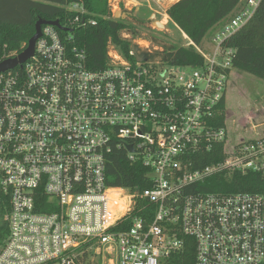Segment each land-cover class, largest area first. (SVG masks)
I'll return each mask as SVG.
<instances>
[{
    "label": "built area",
    "instance_id": "2783aa9c",
    "mask_svg": "<svg viewBox=\"0 0 264 264\" xmlns=\"http://www.w3.org/2000/svg\"><path fill=\"white\" fill-rule=\"evenodd\" d=\"M260 1L240 0L208 52L182 33L200 65L147 61L142 52L158 48L148 44L138 46L141 60L131 48V61L108 41L105 66L91 69L70 35L41 26L32 56L0 71V194L8 201L0 264H164L186 241L194 264L264 263L262 196L199 190L215 174L264 178V135L229 142L215 124L234 55L225 42ZM108 4L114 19L113 8L139 7ZM66 8L78 12L74 22L86 13L80 3ZM218 145L219 160L196 166ZM113 148L141 162L148 187L129 193L107 183ZM136 197L152 211L132 217Z\"/></svg>",
    "mask_w": 264,
    "mask_h": 264
},
{
    "label": "trees",
    "instance_id": "16d2710c",
    "mask_svg": "<svg viewBox=\"0 0 264 264\" xmlns=\"http://www.w3.org/2000/svg\"><path fill=\"white\" fill-rule=\"evenodd\" d=\"M80 3L86 13L74 22L78 12L66 8L70 3ZM240 0H175L166 8L171 22L192 42L200 45L208 31L217 24H222L235 13ZM39 18L58 20L61 26L71 29V33L61 31V36L70 35L69 45L81 49L86 56V65L99 69L106 64V45L110 41L119 53L134 61L129 54L131 38H122L120 31L130 23L111 15L108 0H0V61L14 57L27 45L35 32V23ZM83 22L81 23V21ZM136 23L142 21L135 19ZM159 40L157 49L143 51L147 61H160L181 65H200L202 57L191 46L166 44ZM225 46L234 50L230 76L238 70L264 80V0H261L251 19L225 42ZM221 113L215 124L225 125V97L218 104ZM218 145L215 153H203L196 166L211 164L220 159ZM192 158H195L193 156ZM147 169L139 161H129L124 149L113 148L106 156V181L120 186L129 193H138L148 187L144 177ZM204 192L252 193L259 194L264 202V178L259 173H234L231 176L215 174L200 183ZM131 216H141L152 211V205L144 198L136 197ZM8 209L6 196L0 194V246L6 237L7 227L3 215ZM147 210V211H145ZM130 222V220H127ZM190 240V238L188 239ZM164 264H194V252L189 244L180 252L171 253ZM264 264V263H263Z\"/></svg>",
    "mask_w": 264,
    "mask_h": 264
},
{
    "label": "rangeland",
    "instance_id": "374dc122",
    "mask_svg": "<svg viewBox=\"0 0 264 264\" xmlns=\"http://www.w3.org/2000/svg\"><path fill=\"white\" fill-rule=\"evenodd\" d=\"M128 1L135 5L138 2L139 7H132L124 13L122 12L124 7H118L121 14L116 13L117 9L113 8V11L116 18L125 19L130 23L131 48H136L138 56L140 52L139 45L145 46L148 44L150 47H157L156 43L159 44V40H152V38H158L166 44L183 45L186 42L179 29L165 15L166 8L175 0ZM122 13L125 15H122ZM135 19L142 21V23H136ZM218 25L211 28L203 38L200 46L204 51L208 52L206 47L213 30ZM164 68L169 69L170 66L165 65ZM224 117L229 142L263 136L264 80L233 70L226 85Z\"/></svg>",
    "mask_w": 264,
    "mask_h": 264
},
{
    "label": "water",
    "instance_id": "95a60500",
    "mask_svg": "<svg viewBox=\"0 0 264 264\" xmlns=\"http://www.w3.org/2000/svg\"><path fill=\"white\" fill-rule=\"evenodd\" d=\"M122 15H125V14L122 13ZM122 18H124V17H122ZM157 23H159V22H157ZM42 25H51V26H55L57 29H59L61 31L71 32V29L66 28L64 26H61L59 24L58 20H45L43 18H39L35 23V32L30 37V39L28 40L26 47L20 53H18L16 56L0 61V71L12 69L17 65L22 64L24 61H26L29 57L32 56L33 50H34V44L40 35ZM132 49L134 51H136V48L132 47ZM136 59L141 60L142 56L137 55ZM129 149H131V148H129Z\"/></svg>",
    "mask_w": 264,
    "mask_h": 264
},
{
    "label": "bare ground",
    "instance_id": "6f19581e",
    "mask_svg": "<svg viewBox=\"0 0 264 264\" xmlns=\"http://www.w3.org/2000/svg\"><path fill=\"white\" fill-rule=\"evenodd\" d=\"M159 24V23H158ZM161 25V24H160Z\"/></svg>",
    "mask_w": 264,
    "mask_h": 264
}]
</instances>
